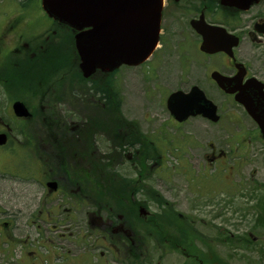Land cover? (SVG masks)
Returning <instances> with one entry per match:
<instances>
[{
  "label": "rangeland",
  "instance_id": "374dc122",
  "mask_svg": "<svg viewBox=\"0 0 264 264\" xmlns=\"http://www.w3.org/2000/svg\"><path fill=\"white\" fill-rule=\"evenodd\" d=\"M23 2L27 3L25 13L20 14L16 7ZM32 2L0 0L2 80L18 79V76L11 77L13 62L20 64V68L23 66L19 54L10 53L20 29L33 53L25 62L38 65L45 56L38 47L43 44L42 35L48 19L40 5L32 6ZM188 8L183 5L178 12L163 17L159 45L145 63L121 67L111 74L113 134H116L115 128H121L125 135L135 132L134 127L124 129L122 121L137 125L143 141L148 143L145 147L143 144L144 155L154 149L153 160L143 170V176L147 177L144 185L172 205L174 213L188 219L190 228L195 231L193 246L208 264H264V218L259 221L264 210L263 141L249 129L247 133H236L232 128L223 129L222 122L211 123L201 117L178 124L166 109L165 101L171 92H187L194 85L215 105L218 101L215 88L205 80L199 39L188 24L190 16L187 13L192 14ZM26 22L29 23L27 27L23 26ZM35 35H39L37 42L33 41ZM37 72L38 67L33 69V76ZM7 103L6 98L0 99V109ZM239 122L243 127L251 126L248 120L240 119ZM221 153L223 155L218 157ZM213 155L215 158L210 159ZM113 168L125 177H134L141 169L125 159ZM0 185V203L9 213L14 201L9 194L12 182L6 179L0 181ZM145 199L149 200L147 196ZM146 202L149 214L159 211L152 201ZM87 210V207L80 208V213L72 219L68 212H62L54 219L56 227L53 230H50L51 224L42 227L37 223L30 230L15 231L16 245L4 243L6 232L1 229L0 264H130L122 260L125 250L109 246L98 237L105 223V210L96 215L92 226L87 221ZM126 222L124 219L122 223L125 232L130 227ZM136 224L132 221L133 226ZM119 236L121 238V234H114V241L118 242ZM26 242L30 245L26 246ZM182 247L179 243L178 251L163 252L162 247L150 243L142 264H192L193 261V264H207L188 260L183 253L186 249ZM30 251L34 254H29ZM102 252L104 258L100 256ZM193 254H196L194 248ZM211 256L215 261L209 259Z\"/></svg>",
  "mask_w": 264,
  "mask_h": 264
},
{
  "label": "flooded vegetation",
  "instance_id": "af4514ba",
  "mask_svg": "<svg viewBox=\"0 0 264 264\" xmlns=\"http://www.w3.org/2000/svg\"><path fill=\"white\" fill-rule=\"evenodd\" d=\"M222 1L164 0L161 27L164 16L173 15L184 5L192 13H187L189 26L191 20L202 17L207 25L218 26L238 39L237 45L230 49L212 54L199 52L205 65L204 76L208 85L215 88L216 113L223 129L232 128L236 133H247L249 129L264 145L258 124L236 100L248 96L257 112L264 114V0L252 3L246 10L224 5ZM26 4L23 2L16 7L18 13H25ZM37 4L40 5V0H33L32 6ZM47 19L43 44L38 49L50 59L60 54L63 62L52 61L47 77L41 79H0V99L4 97L8 101L2 107L3 111L0 109V134L5 136V143L0 146V181L12 182L9 194L14 198L9 213L0 203V230L6 232L3 239L8 245H16L15 231L30 230L37 223L42 227L51 224L50 230H53L56 227L53 221L62 212H68L72 219L82 207L88 209L85 213L88 224H94L96 215L111 210L108 205L112 196L113 165L125 159L139 167L143 157L142 137L137 125L130 135L121 133V128H115L116 134H113L111 74L96 71L88 79L80 78L79 57L74 48V36L78 32ZM28 24L23 23V26ZM193 32L200 42L202 37ZM38 37L35 35L33 41H39ZM14 40L10 53L19 54L22 61L33 56L21 29ZM11 66L17 70L21 65L13 62ZM215 77L222 81L221 85ZM14 103H21L29 115H15ZM240 119L248 120L251 126H241ZM122 122L126 129V123ZM213 158L214 155L210 157ZM120 176L143 182L138 174ZM127 188L132 191L129 193L131 200L143 203L141 192L134 190L136 185ZM1 189L2 185L0 194ZM97 199L108 202L102 207ZM139 208L138 214L152 215L139 213ZM117 217L111 221L105 212V223L98 237L109 246L116 245L125 250L126 256L122 260L126 263L140 264L138 261L144 256L142 224L139 223L136 235L125 233L122 224L117 225L122 216ZM114 234H121L118 242L114 241ZM100 256L105 257L103 252ZM135 261L137 263H133Z\"/></svg>",
  "mask_w": 264,
  "mask_h": 264
},
{
  "label": "water",
  "instance_id": "95a60500",
  "mask_svg": "<svg viewBox=\"0 0 264 264\" xmlns=\"http://www.w3.org/2000/svg\"><path fill=\"white\" fill-rule=\"evenodd\" d=\"M257 1L223 0L222 3L246 10ZM41 7L49 18L78 31L74 47L84 78L96 71L113 72L122 65L138 66L158 45L163 0H41ZM190 26L202 37L201 52L212 54L237 45L236 37L222 28L205 24L202 17L191 20ZM214 79L221 85L219 78ZM236 100L258 124L264 140V114L257 112L248 96ZM166 109L179 123L198 115L214 123L218 121L216 106L197 86H192L188 92L170 93ZM13 111L19 117L29 115L21 103H14ZM4 143L5 136L0 134V146ZM145 212L140 208V213Z\"/></svg>",
  "mask_w": 264,
  "mask_h": 264
},
{
  "label": "trees",
  "instance_id": "16d2710c",
  "mask_svg": "<svg viewBox=\"0 0 264 264\" xmlns=\"http://www.w3.org/2000/svg\"><path fill=\"white\" fill-rule=\"evenodd\" d=\"M51 57L44 56L42 57V63L38 65H31L26 63L25 61H22L23 66L20 69L12 70L11 77L12 76H18L20 77H28V78H34L38 77V75H42V77H47L51 62H57V60H62L61 55H56L53 59H50ZM50 59V60H49ZM38 67V74L36 76H33V69H36ZM44 68V69H43ZM35 72V71H34ZM80 78H82L81 75H79ZM126 122L127 128L134 127L136 124L132 122ZM146 144H148L145 141H143L142 136V148ZM151 146V145H150ZM153 150H149L143 152V157L141 161L139 162V168H141L138 171V175H140V179L143 180V182L137 181V179H127L121 177L116 171H114V168L112 169V196L110 198V204L108 207H110L111 210L106 209V214H109L111 221H115L117 219V216H122L121 222L117 220L119 223H124V219H126V224L128 227V230L126 233H133L136 235L138 233V225L139 223L142 224V231H143V238H144V256L143 258H140L138 262H143L144 258L147 256L148 253V245L153 243L154 245H159L162 247L163 252L165 251H178V245L179 243L182 244V248L186 249V253L184 255L192 257L193 259L198 260V263H207V260L204 258L203 254L200 253L195 246H193V242L195 240V231L192 230L189 226L188 219L182 218L178 216L179 214L174 213L175 211L172 209V205H170L162 196H160L157 192L150 189V186L147 188L144 185V181L147 179L146 175L143 176V170L147 169V163L151 162L153 160ZM161 157V154H160ZM159 159V156H158ZM136 182L138 184H136ZM142 183V184H141ZM134 190H137V192H141L143 195V203L137 202L136 199L131 200L129 197V193L132 192L130 189H126V187L135 186ZM143 186V187H142ZM153 189V188H152ZM151 192V195H150ZM148 197L149 200L146 201H152L156 206L159 207V211L154 213L153 215L147 217L146 219H143L138 216L137 209L139 206L147 207L148 204L146 201H144V198ZM123 199L126 200V203L123 202ZM97 203H100L102 207H104V204L107 203L105 199H97ZM125 215L124 219L123 216ZM264 218V210H263V216L259 217V221H263ZM132 221L134 223H137L135 226L132 225ZM114 222V223H117ZM125 239V238H124ZM249 243L250 240H247ZM146 247V250H145ZM193 248L195 249L196 254H193ZM198 257H197V256ZM209 259H212L215 261V258L213 256L209 257ZM193 261V260H192ZM217 262V260H216ZM133 263H137L136 261ZM194 263V261H193ZM192 263V264H193ZM139 264V263H138ZM142 264V263H141ZM208 264V263H207Z\"/></svg>",
  "mask_w": 264,
  "mask_h": 264
}]
</instances>
